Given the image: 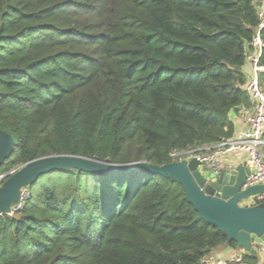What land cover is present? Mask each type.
I'll use <instances>...</instances> for the list:
<instances>
[{
    "label": "trees",
    "instance_id": "obj_1",
    "mask_svg": "<svg viewBox=\"0 0 264 264\" xmlns=\"http://www.w3.org/2000/svg\"><path fill=\"white\" fill-rule=\"evenodd\" d=\"M263 7L0 0V129L14 140L0 174L57 153L164 165L172 152L231 137L229 113L252 105L243 66L254 36L264 42ZM38 182L0 214V264H204L220 246L238 247L172 178L70 168ZM240 262L257 258L242 252Z\"/></svg>",
    "mask_w": 264,
    "mask_h": 264
},
{
    "label": "water",
    "instance_id": "obj_2",
    "mask_svg": "<svg viewBox=\"0 0 264 264\" xmlns=\"http://www.w3.org/2000/svg\"><path fill=\"white\" fill-rule=\"evenodd\" d=\"M14 150L12 136L0 129V166ZM74 168L86 173H111L146 170L178 181L200 217L234 240L240 249L256 257L257 245L264 244V202L241 204L250 196L264 192V182L242 188L251 169L245 162L225 166L218 173L208 171L195 157L174 160L164 165L145 161L112 163L76 154H49L17 166L0 185V214H11L21 200L22 189L42 175Z\"/></svg>",
    "mask_w": 264,
    "mask_h": 264
},
{
    "label": "built area",
    "instance_id": "obj_3",
    "mask_svg": "<svg viewBox=\"0 0 264 264\" xmlns=\"http://www.w3.org/2000/svg\"><path fill=\"white\" fill-rule=\"evenodd\" d=\"M259 16L261 18L260 28H262L264 27V7L259 11ZM252 45L255 48V53L251 60L252 71L244 89L253 104L249 108L240 110L246 126L231 137L223 138L214 145L170 153L173 161L186 157H195L198 161L205 164L208 171L214 174L225 167L220 158L230 153H244L245 159L243 162L251 169V172L246 176L242 188L264 182V85L260 84L259 81V73L264 72V66L258 63L260 49L264 42L258 33L254 36ZM11 172L12 170L8 173L0 174V185ZM26 195L27 192L25 193L24 189H22L21 200L13 207L11 213L20 207L22 199ZM244 201H247V205L262 203L264 202V192L250 196ZM256 248L264 256V244H259ZM236 260L239 261L240 257L236 258ZM203 262L204 264L224 263L221 259L212 257L204 259Z\"/></svg>",
    "mask_w": 264,
    "mask_h": 264
},
{
    "label": "crops",
    "instance_id": "obj_4",
    "mask_svg": "<svg viewBox=\"0 0 264 264\" xmlns=\"http://www.w3.org/2000/svg\"><path fill=\"white\" fill-rule=\"evenodd\" d=\"M253 56L254 55L252 54L250 59L243 66V71H244L247 79L251 75V71H252V61H251L252 59L251 58ZM252 104H253V102H252ZM240 110L241 109H239L238 111H231L229 113L230 120L232 121V124L234 126V134L246 126L245 125L246 123L244 122L243 118L241 117ZM263 151H264V149H263ZM244 159H245L244 153H236V152L226 154L225 156L220 158V160L224 166H233V165L239 164V163L243 162ZM242 252L243 251L240 249V247L223 245V246H220L219 248H217L216 250H214L211 257L221 259L222 261H224L223 264H244V263L240 262V260L239 261L236 260V258H238V257L241 258ZM259 254H260V258H259V260L257 259V264H261L264 261V256L261 253H259Z\"/></svg>",
    "mask_w": 264,
    "mask_h": 264
},
{
    "label": "rangeland",
    "instance_id": "obj_5",
    "mask_svg": "<svg viewBox=\"0 0 264 264\" xmlns=\"http://www.w3.org/2000/svg\"><path fill=\"white\" fill-rule=\"evenodd\" d=\"M48 175H50V173L40 176V177H39V182H38V183H39V184L43 183L44 179H46ZM39 184H38V185H39ZM24 191H25V193L27 192L25 189H24ZM241 204L247 205V201H243ZM257 204H258V203H257Z\"/></svg>",
    "mask_w": 264,
    "mask_h": 264
}]
</instances>
